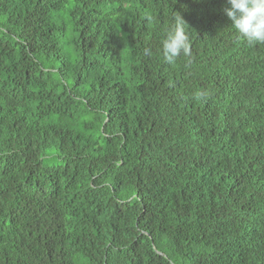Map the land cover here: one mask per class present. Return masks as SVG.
<instances>
[{
	"label": "trees",
	"instance_id": "obj_1",
	"mask_svg": "<svg viewBox=\"0 0 264 264\" xmlns=\"http://www.w3.org/2000/svg\"><path fill=\"white\" fill-rule=\"evenodd\" d=\"M227 6L0 0V264H264V44Z\"/></svg>",
	"mask_w": 264,
	"mask_h": 264
},
{
	"label": "clouds",
	"instance_id": "obj_2",
	"mask_svg": "<svg viewBox=\"0 0 264 264\" xmlns=\"http://www.w3.org/2000/svg\"><path fill=\"white\" fill-rule=\"evenodd\" d=\"M227 7L224 13L231 21L232 27L247 46L264 44V0H226ZM149 23H155L156 18L147 16ZM188 26L179 12L173 11L171 23L164 32L160 41V54L168 64L176 62L183 56L191 58V45ZM145 56H151L152 49H143ZM207 92H199L197 98L207 99Z\"/></svg>",
	"mask_w": 264,
	"mask_h": 264
}]
</instances>
